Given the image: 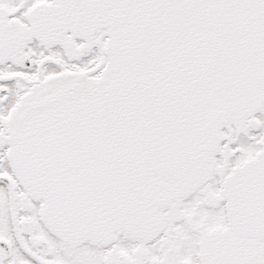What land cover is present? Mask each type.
Segmentation results:
<instances>
[{
  "label": "snow or ice",
  "instance_id": "6c2138e0",
  "mask_svg": "<svg viewBox=\"0 0 264 264\" xmlns=\"http://www.w3.org/2000/svg\"><path fill=\"white\" fill-rule=\"evenodd\" d=\"M0 264H264V0H0Z\"/></svg>",
  "mask_w": 264,
  "mask_h": 264
}]
</instances>
